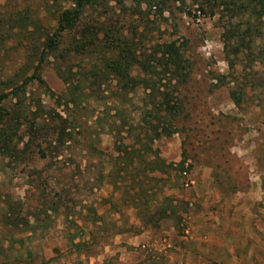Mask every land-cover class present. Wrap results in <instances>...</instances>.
Returning a JSON list of instances; mask_svg holds the SVG:
<instances>
[{
	"label": "rangeland",
	"instance_id": "374dc122",
	"mask_svg": "<svg viewBox=\"0 0 264 264\" xmlns=\"http://www.w3.org/2000/svg\"><path fill=\"white\" fill-rule=\"evenodd\" d=\"M98 1L80 24H98L99 38H131L140 53L169 45L188 60L183 114L167 135L150 132L139 69L124 82L104 75L98 54L65 53V32L38 69L52 95L32 80L0 103L11 135L0 142V264H264V18L241 0ZM72 4L0 0L1 18L26 16L0 29L1 90ZM182 241L198 254L166 263Z\"/></svg>",
	"mask_w": 264,
	"mask_h": 264
},
{
	"label": "trees",
	"instance_id": "16d2710c",
	"mask_svg": "<svg viewBox=\"0 0 264 264\" xmlns=\"http://www.w3.org/2000/svg\"><path fill=\"white\" fill-rule=\"evenodd\" d=\"M161 1L141 0L151 7L158 5ZM97 3L99 4L98 0H73L72 6L58 11L54 19L52 34L42 41L40 48L39 46L35 47L31 42L29 49L25 51L23 61L1 81L5 87L2 90L0 88V103L7 96L17 97L20 90L32 80H36L52 95L40 78L38 69L46 53L53 51L60 42L62 35L71 30L67 44L63 48L65 53H96L102 62L103 74H112L123 82L127 81L132 68L139 69L143 75L139 81L148 90L147 104L149 108L146 114L149 119L145 122L150 132L154 133L157 132V129H161V133H159L167 135L173 126L174 119L183 114V104L176 97V86L178 83L184 82L188 75L190 68L188 60L179 49L169 50V45L157 44L148 52L140 53L136 49L135 41L131 38L128 39L119 35L99 38V32L102 29L98 24H80V16L84 9ZM240 6L255 18H264V0H241ZM25 18V15L19 14L13 17L10 14L5 15L4 18L0 17V29L5 23L8 24V30H11L13 26L25 27ZM240 40H243L242 36ZM29 70H31L30 75H26ZM162 80L167 81V83L159 84ZM17 81L20 83L17 84ZM171 81L173 82L171 83ZM7 88L10 89L4 91ZM240 98L239 93L231 91V100L235 105L240 103ZM2 125L8 127L5 122ZM4 128L0 129V142L6 148V140L10 141L11 135H7L6 128ZM158 134L155 133L149 139L152 140ZM153 159L159 162L156 156ZM182 164L183 161L178 163L179 169H182Z\"/></svg>",
	"mask_w": 264,
	"mask_h": 264
},
{
	"label": "crops",
	"instance_id": "0c3cea01",
	"mask_svg": "<svg viewBox=\"0 0 264 264\" xmlns=\"http://www.w3.org/2000/svg\"><path fill=\"white\" fill-rule=\"evenodd\" d=\"M212 216L210 213L207 215V217ZM199 230L198 225H193L191 226V230ZM203 230V229H202ZM146 235L144 233H141L138 236H133L131 238H129L127 240V242L129 244H134L137 240H141L145 237ZM126 242V241H125ZM184 244V246H182V244ZM177 247H176V251L174 253H169L166 256L167 262L166 263H170L172 261H176L177 259H180V257L184 256V259L186 260V263H188L189 261H191V259L194 257V255L198 254V252L196 251V249H194V247L192 246V244H190V242H186L184 243L183 241L181 242ZM169 243L167 245H162L161 247L165 248V247H169ZM205 249H207L209 246V244H205ZM193 264H202L199 263L197 261H194Z\"/></svg>",
	"mask_w": 264,
	"mask_h": 264
},
{
	"label": "built area",
	"instance_id": "2783aa9c",
	"mask_svg": "<svg viewBox=\"0 0 264 264\" xmlns=\"http://www.w3.org/2000/svg\"><path fill=\"white\" fill-rule=\"evenodd\" d=\"M180 175L182 177L183 185L187 186L188 184L191 183V181L188 178V173L186 172L185 169L181 170ZM161 244L162 245H167L168 242L165 239H162L161 240Z\"/></svg>",
	"mask_w": 264,
	"mask_h": 264
}]
</instances>
